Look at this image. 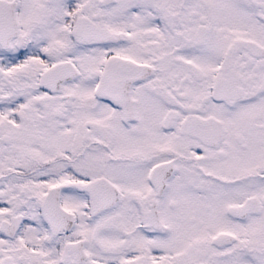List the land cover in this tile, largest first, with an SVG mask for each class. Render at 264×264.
I'll return each instance as SVG.
<instances>
[{
    "label": "snow or ice",
    "instance_id": "obj_1",
    "mask_svg": "<svg viewBox=\"0 0 264 264\" xmlns=\"http://www.w3.org/2000/svg\"><path fill=\"white\" fill-rule=\"evenodd\" d=\"M0 264H264V0H0Z\"/></svg>",
    "mask_w": 264,
    "mask_h": 264
}]
</instances>
